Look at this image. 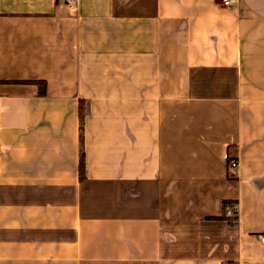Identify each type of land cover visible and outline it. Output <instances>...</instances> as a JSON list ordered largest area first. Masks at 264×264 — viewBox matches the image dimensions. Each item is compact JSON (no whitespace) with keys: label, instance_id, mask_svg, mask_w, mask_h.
<instances>
[{"label":"crops","instance_id":"0c3cea01","mask_svg":"<svg viewBox=\"0 0 264 264\" xmlns=\"http://www.w3.org/2000/svg\"><path fill=\"white\" fill-rule=\"evenodd\" d=\"M263 234L264 0H0V264H264Z\"/></svg>","mask_w":264,"mask_h":264},{"label":"built area","instance_id":"2783aa9c","mask_svg":"<svg viewBox=\"0 0 264 264\" xmlns=\"http://www.w3.org/2000/svg\"><path fill=\"white\" fill-rule=\"evenodd\" d=\"M236 2L237 0H223L224 6H231ZM68 5L73 12H77L79 9V0H68ZM227 161L229 170H235L239 167V160L237 158L228 157ZM224 209L225 213L231 217L235 216L238 212V206L235 202H227L224 204ZM260 239L264 243V234L260 236Z\"/></svg>","mask_w":264,"mask_h":264},{"label":"trees","instance_id":"16d2710c","mask_svg":"<svg viewBox=\"0 0 264 264\" xmlns=\"http://www.w3.org/2000/svg\"><path fill=\"white\" fill-rule=\"evenodd\" d=\"M42 94L45 95L46 94V84L45 82L42 85ZM79 117H80V129H81V141H82V145L84 144L83 141V132H84V123H85V119H86V106H85V102H80V107H79ZM85 173H86V160H85V150L84 147L82 146L81 149V157H80V163H79V174L81 179L85 178ZM229 202V201H227ZM227 202H224V204H226Z\"/></svg>","mask_w":264,"mask_h":264}]
</instances>
